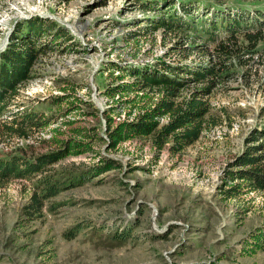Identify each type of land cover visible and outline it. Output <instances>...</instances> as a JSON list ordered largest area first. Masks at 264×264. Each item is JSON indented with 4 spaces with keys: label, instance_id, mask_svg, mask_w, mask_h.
Here are the masks:
<instances>
[{
    "label": "rangeland",
    "instance_id": "rangeland-1",
    "mask_svg": "<svg viewBox=\"0 0 264 264\" xmlns=\"http://www.w3.org/2000/svg\"><path fill=\"white\" fill-rule=\"evenodd\" d=\"M142 1L0 0V50L18 22L34 16L52 19L72 37L70 46L39 58L36 74L16 99L21 109L52 116L60 108L50 95L67 91L89 102L85 111L98 113L80 116L81 123L97 125L107 137L103 111L111 103L104 91L118 74H111L115 64L212 61L203 50L212 51L216 43L195 42L198 31H146L178 0H150V7ZM192 1L201 7L198 17L209 13L208 1L216 3ZM223 5L232 11L238 6L264 9V0H225ZM234 69V77L210 96L211 122L217 124L183 152H159L150 137L110 151L99 141L97 151L115 158L120 167L64 188L46 200L38 219L23 214L38 179H16L0 187V264H264V249L251 253L245 248L264 226V194L254 191L233 199L222 194L231 162L243 152L252 130L264 125V67L252 60L245 66L236 62ZM38 137L16 140L3 152L33 142L37 151H46ZM98 155L67 157L54 172L70 177L75 167L97 162Z\"/></svg>",
    "mask_w": 264,
    "mask_h": 264
},
{
    "label": "trees",
    "instance_id": "trees-1",
    "mask_svg": "<svg viewBox=\"0 0 264 264\" xmlns=\"http://www.w3.org/2000/svg\"><path fill=\"white\" fill-rule=\"evenodd\" d=\"M214 1L204 5L210 11L199 17L201 7L192 0L174 1L145 27L148 32L161 28L170 32L198 31L193 37L195 42L216 43L212 51L203 50L204 56L212 58L210 63L190 66L158 59L153 64L117 63L112 67L111 74H118L104 91L111 103L103 111L107 137L101 135L97 125L81 123L80 116L98 113L85 111L83 105L89 102L67 91L50 95L52 103L60 108L52 116L35 108L21 109L24 105L16 99L36 74L39 58L55 48L70 46L72 37L69 30L49 18L34 16L18 22L0 50V187L16 179H38L23 208L27 219L43 216L46 200L64 188L120 167L115 158L97 151L95 144L99 141L110 151L133 139L150 137L159 152L168 149L176 155L196 142L209 126L217 124L211 122L210 96L234 77L236 62L245 66L254 60L264 67V9L238 6L232 11L221 6L225 0ZM142 5L150 7V0H143ZM190 19L201 26L198 28ZM262 81L264 86V77ZM123 112L125 118H121ZM73 113L75 116H70ZM36 134L40 137L37 141L48 147L46 151H37L33 142L3 152L5 146L14 145L16 140H33ZM246 141L243 152L235 156L232 168L226 171L222 187L225 199L254 191L264 194V125L254 128ZM86 153L99 154V160L86 169L75 167L70 177L54 172L61 160ZM245 248L251 253L264 249V226L252 233Z\"/></svg>",
    "mask_w": 264,
    "mask_h": 264
},
{
    "label": "built area",
    "instance_id": "built-area-1",
    "mask_svg": "<svg viewBox=\"0 0 264 264\" xmlns=\"http://www.w3.org/2000/svg\"><path fill=\"white\" fill-rule=\"evenodd\" d=\"M22 142V141H21Z\"/></svg>",
    "mask_w": 264,
    "mask_h": 264
}]
</instances>
